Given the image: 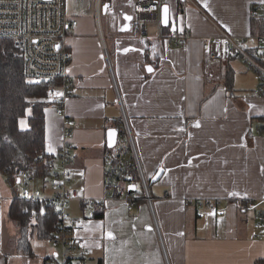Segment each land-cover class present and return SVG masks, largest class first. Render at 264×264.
<instances>
[{
	"label": "crops",
	"instance_id": "crops-1",
	"mask_svg": "<svg viewBox=\"0 0 264 264\" xmlns=\"http://www.w3.org/2000/svg\"><path fill=\"white\" fill-rule=\"evenodd\" d=\"M138 1L101 0L98 10L96 0H67L69 14L78 20L68 38L74 87L65 102V119L75 120L71 185L82 196L104 195L107 131L125 113L154 197L133 209L124 197L110 199L100 217L69 204L76 232L91 248L87 263L264 264V229L255 228L252 219L264 207V133L257 131L264 125V96L254 93L261 80L243 59L207 64L202 50V42L221 27L244 37L258 55L264 0H165L169 30L190 31L180 43L166 31L158 37L153 22L146 33L134 32L131 12ZM253 6L260 9L256 17ZM65 119L53 105L45 106V150L51 155L63 141ZM20 126H28L27 117ZM16 182L28 188L22 195L47 198L54 192L50 176ZM12 191L21 195L19 188ZM8 193L0 172V264H45L54 248L38 246L35 234L32 255L17 249ZM197 199L221 204L211 209L185 203Z\"/></svg>",
	"mask_w": 264,
	"mask_h": 264
},
{
	"label": "built area",
	"instance_id": "built-area-1",
	"mask_svg": "<svg viewBox=\"0 0 264 264\" xmlns=\"http://www.w3.org/2000/svg\"><path fill=\"white\" fill-rule=\"evenodd\" d=\"M100 3L101 0H96L98 10ZM164 3L165 0L136 2L131 12L133 31L146 33V24L153 22L158 27V37L162 36L161 12ZM250 13L252 17L258 16L259 7L253 6ZM77 23L78 20L68 12L67 0H0V38L13 42L24 58L23 72L26 79L47 86V102L64 119L67 114L65 102L73 95L74 87L70 74L73 53L68 38ZM189 35L188 29L179 31L174 28L168 37L180 43ZM256 40L259 52L258 55H253L244 37L236 38L219 27L215 35L202 42V50L207 64L233 57L243 59L258 73L261 80L254 88V93L264 96V32L257 35ZM115 121L118 122L117 141L114 145H108L103 155L105 193L102 197H86L71 185V165L76 156L72 130L75 120L65 119L63 141L49 164L54 192L47 197V201L55 208L58 219L52 236L48 238L54 252L45 258V264H87L91 255L87 238L76 232L78 220L68 213L67 207L72 200L78 201L82 213L92 215L95 210L105 212L110 199L124 197L129 209H133L141 199L150 203L154 199L149 191L128 117L123 113V117ZM257 131L264 133V125L258 127ZM135 172L138 174L141 190L137 187L138 182L131 180ZM25 175L23 170L18 173L19 178ZM130 183L136 184L134 191L129 190ZM193 202L211 209H217L221 204L219 199L185 201L186 204ZM246 204L253 205L252 202ZM226 211V207L222 208V213ZM252 219L255 228L264 229V207L255 209Z\"/></svg>",
	"mask_w": 264,
	"mask_h": 264
},
{
	"label": "trees",
	"instance_id": "trees-1",
	"mask_svg": "<svg viewBox=\"0 0 264 264\" xmlns=\"http://www.w3.org/2000/svg\"><path fill=\"white\" fill-rule=\"evenodd\" d=\"M162 26L163 32L170 33L169 25ZM23 69L24 58L20 51L10 39L0 38V172L10 184L22 178L18 176L20 170L25 171L29 179L50 176L49 164L56 156L45 150L47 86L27 80ZM231 81L232 78H227L229 86ZM23 117L28 119L26 128L20 126ZM131 180L139 181L136 172ZM93 212V217L104 213ZM8 216L18 228L16 247L25 255L34 253L33 235L50 238L58 219L47 198L19 194L13 196Z\"/></svg>",
	"mask_w": 264,
	"mask_h": 264
},
{
	"label": "water",
	"instance_id": "water-1",
	"mask_svg": "<svg viewBox=\"0 0 264 264\" xmlns=\"http://www.w3.org/2000/svg\"><path fill=\"white\" fill-rule=\"evenodd\" d=\"M165 8H167V12L164 11ZM102 9H103V11H105L106 4L102 5ZM161 16H162V24L164 26L169 25V21H170V18H169V5L167 3H164L163 6H162ZM117 136H118V128L117 127H111V128L108 129V131H107V141H108V144L110 146L114 145L116 143ZM161 172H162V169H159V171L153 177L152 181H156L159 178ZM135 188H136V184L135 183H130L129 184V190L130 191H134Z\"/></svg>",
	"mask_w": 264,
	"mask_h": 264
},
{
	"label": "rangeland",
	"instance_id": "rangeland-1",
	"mask_svg": "<svg viewBox=\"0 0 264 264\" xmlns=\"http://www.w3.org/2000/svg\"><path fill=\"white\" fill-rule=\"evenodd\" d=\"M6 184H7V187L10 189V193H8V197L10 198L11 196H12V194H13V196H14V192L12 191V189L13 188H16V189H18L19 188V193L22 195V194H25L26 193V190L28 191V188L27 187H25L26 186V184L24 183V185H22V184H19V183H13V184H10L9 182H7V180H6ZM29 184H30V182H29ZM138 189H140L141 190V183L138 181ZM13 192V193H12ZM76 203L78 204V201L77 200H72L71 202H70V209H74L75 208V205H76ZM77 206V205H76ZM79 208H80V206H79ZM14 223V222H13ZM15 224V223H14ZM34 240H33V242L35 241L36 243H37V245L38 246H41V245H43V244H47V245H49V247H52L51 245H50V243H49V241H48V239L47 240H45V238H41V237H39L37 234H35V236H34V238H33Z\"/></svg>",
	"mask_w": 264,
	"mask_h": 264
},
{
	"label": "snow or ice",
	"instance_id": "snow-or-ice-1",
	"mask_svg": "<svg viewBox=\"0 0 264 264\" xmlns=\"http://www.w3.org/2000/svg\"><path fill=\"white\" fill-rule=\"evenodd\" d=\"M164 11L167 12V8H165Z\"/></svg>",
	"mask_w": 264,
	"mask_h": 264
}]
</instances>
